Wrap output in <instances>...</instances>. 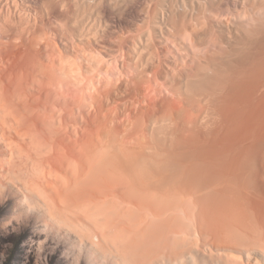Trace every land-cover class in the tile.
I'll return each mask as SVG.
<instances>
[{"label":"bare ground","instance_id":"obj_1","mask_svg":"<svg viewBox=\"0 0 264 264\" xmlns=\"http://www.w3.org/2000/svg\"><path fill=\"white\" fill-rule=\"evenodd\" d=\"M170 36L204 51L180 64ZM133 83L145 90L128 98ZM0 110L67 114L78 158L65 153L46 204L94 195L97 215L74 208L128 255L194 231L227 264H264V0H0Z\"/></svg>","mask_w":264,"mask_h":264},{"label":"rangeland","instance_id":"obj_2","mask_svg":"<svg viewBox=\"0 0 264 264\" xmlns=\"http://www.w3.org/2000/svg\"><path fill=\"white\" fill-rule=\"evenodd\" d=\"M170 37L167 39V41L166 40L164 41V44L162 45L164 46L163 47L164 49L162 48V50L167 51V54H169L168 52H170V54L174 53L173 55L177 56L180 64H184V63L186 64L187 62L191 63V61L193 63L194 59H192L191 56L193 55L194 57V55L196 54V56L198 57L200 55H197V54H201L204 51V50L200 51V48H199L200 52L198 53L197 51L198 48H197L196 50L194 49V52L192 51L193 53H190L191 50L193 49L190 50L188 48L190 52H187L186 50H183V48L178 45V43L180 42H182V44L186 42L184 41V38L182 39V37H179V36H170ZM113 65L110 69L111 75L109 73V75L112 76V79L118 76L117 75L118 73H116L117 70L116 68L114 69ZM128 73L130 76H132L131 71L130 72L128 71ZM102 76L105 77V74L103 73ZM101 82L103 84V80H101ZM96 84H98L96 86L99 87L101 83L98 81V83ZM132 88L134 89L132 90L131 93L128 94L127 96L128 98H130V96L134 93H139V92L143 93L145 90L144 89L145 85L141 83L138 86L137 84L133 83ZM142 90L143 92H141ZM155 92L158 94H156ZM155 92L150 93L149 97L159 95L158 97L162 98L164 93L168 94V92L164 90L162 86H160L158 90H156ZM159 93H162V95ZM149 97L147 98L148 100H149ZM95 106L97 107V104ZM144 106H147V103L144 104ZM24 112H26L27 116L25 115ZM94 112L95 111L93 110L92 114H94ZM23 113L21 111L20 113L13 114L14 117H17L16 119L17 122H16L14 118L11 117L12 115L11 116L7 115V113L5 114L2 110H0V264H127V263L128 264H142V260H143V264L145 263L146 264H149V263L150 264H224V262L227 264L226 260L222 257V255H220L219 247H217L215 243L213 244L207 241L206 243L203 237L199 238V236L194 235L196 234L194 231H191L192 234L189 236V239L187 237V241H185L182 244L178 243L179 246L178 244H173L174 246L172 245L170 248L168 247V250H164V249H167L164 246V243L162 244L161 239H159L160 241L157 239L158 245L156 244L152 250L145 249V252H140V253L129 251L130 253L128 255L127 252H125L123 249L121 250V248L124 245V243L121 241L122 238L118 237L117 238L118 240L117 239H116L117 241L115 240L116 243L112 241V239H110V241L108 238H105V237H104L105 239H102L103 234L99 233L101 232V230H98V232L96 233V230L100 229V227L97 228V226L95 227L92 226L95 224L93 223L92 220L91 221L93 224L90 222V220H88V216L91 214L92 215L94 214L92 210L96 207V205L94 204L97 202V200L94 198V195L90 196L91 199L93 200H91L89 204L86 202H82V201L76 202L74 201V199L70 201L69 203V200L65 199L66 197H63L61 199V202L62 201L63 203L66 202L65 204H67L68 207H73L70 209V211H72L73 209H76V210L79 209V211L78 210L77 211L73 210V212L66 211L67 213L63 214L64 212L59 213L58 211H55L54 209H52L50 205L53 203V200H51L50 196L54 195V191H53L54 188H51L52 184H50L51 185L50 186L49 184H47V181L48 183H50V181L53 182L55 177L59 178L57 176V173L55 172H59L61 167L63 169L64 166L62 164L66 163L64 164L65 167L70 166L72 161L69 162V160L68 161L64 160V159H67L65 155L68 154V155L74 156V152L77 155L76 150L73 149L72 143H71L72 145L71 151L73 154L71 152L69 153L70 146L65 145V144L70 145L69 141L71 140L69 139L72 138L71 136L75 137L76 134L74 133L75 131H73L74 135L70 136L71 132H69V129L71 131L73 129L72 126L70 125V121L67 120L68 121L67 124H69L68 125L69 127H68L67 124L66 126L64 125L65 121H64V124H62L63 120L59 118V116L60 117L62 115L66 116L67 114L66 115L59 114L60 112L56 114L54 113L53 116L52 114H47L48 116L46 117L48 118H45V119L43 118L44 116L41 117L40 115H38V117L39 116L40 117L35 119L36 114H34V112L23 111ZM6 115L9 116L8 118L9 119L11 118L12 120L10 119L11 121L9 120V122H7L8 119H6L7 118ZM32 115L33 116L35 115V117H33ZM54 115L56 116V118L54 117ZM51 116L53 117V119H51L52 118ZM32 118H34V120ZM37 119L41 121H37ZM42 119H44L43 122H42ZM46 119H48V121ZM54 119H55V122L57 121L56 123L54 122ZM20 120L22 123L20 122ZM51 120H53L52 122L54 123L50 122ZM33 122L35 125L33 124ZM16 123L17 124L20 123V125L18 124L20 127ZM21 124H25V125H21ZM52 124L55 126H53ZM67 127L69 128L67 129L69 133L66 132L68 134L66 135V137H70V138L66 139L63 132L66 131L64 128H67ZM59 131L60 132L62 131L61 132L62 134H60ZM77 131H78V135H82V132H79L81 131L80 128H78ZM60 135L61 136L63 135V137H61ZM58 136L60 138L58 139L60 142L57 140ZM61 138L62 139L65 138V139L62 140ZM66 149L68 150V152H66ZM61 153L64 154L62 155V157L60 156ZM51 154H52V157L55 156V158L53 157L54 159L51 157ZM57 155H59L61 159ZM76 155L72 157V159L78 158V156ZM48 158H50V161L53 160L56 162L55 163H53V161L49 162ZM70 158L71 156L69 157V159ZM57 160H60V161L57 162ZM61 161L62 163H60ZM53 167L55 168L58 167V168L55 169ZM42 171H44V173ZM45 172L46 173L50 172V174L48 173L45 174ZM45 176L48 178L50 177V178L48 179ZM41 182L42 183L44 182L45 187L43 186V184H41ZM46 186L48 187V189L46 188ZM38 188H40L39 190H40V193L42 194L41 196L39 195L40 194L39 190H37ZM43 188L46 189L45 194L43 192L44 190ZM47 197L49 198V202H47L48 200ZM43 198L46 200L45 203H44ZM51 201L52 203H50ZM61 202L58 201L59 205H62L60 207L59 205H57L59 208L63 207V203ZM46 203L50 205H47ZM73 205L77 207L83 206L84 208L86 207L90 208L89 206H91V210H89L88 208L86 209L88 211H91L92 213H89V215H88V211L87 213H85L84 211L82 213L80 212V210H83L82 209L83 207L74 208ZM92 205L95 207H92ZM50 209L51 211L52 210L53 211L51 212ZM69 212L72 213L73 215H77V214H81V215H77L78 217L77 216L73 217V215L70 214ZM95 214L97 215V213ZM60 215L61 216L63 215V217L64 215H66V217H64L65 219L61 217ZM69 215H72V216L70 217ZM55 216H58L57 220ZM94 216H92V218ZM67 217H70L72 221L76 217L77 218L82 217L81 218L82 220L84 221L88 220V221L81 223L80 221L81 219L80 220L78 219L80 221L79 222L76 218L75 220L77 222L74 221L76 222V224L75 223L73 224V222L72 221L70 222L67 219ZM88 229H90L91 234ZM86 233L89 234V236L86 235ZM99 234H101L102 237L99 236ZM98 240L100 241L97 243ZM103 241L105 242V244ZM111 241L113 242V244L115 243V246H113ZM119 241H121L123 244ZM117 242H119L118 246H117ZM202 242L204 243L203 245H202ZM106 243L108 244V246ZM119 244H121V246ZM213 245L215 246L214 249H213L214 247ZM176 246L179 248H177ZM196 246L198 247L201 246V247L198 248ZM159 247H161L162 249ZM208 249L209 250L211 249V252L208 251ZM137 255H138L139 260L136 261L135 258L138 259ZM150 255L155 256V257L153 258ZM131 257L132 259H129ZM244 260L246 261L245 257L243 261Z\"/></svg>","mask_w":264,"mask_h":264}]
</instances>
